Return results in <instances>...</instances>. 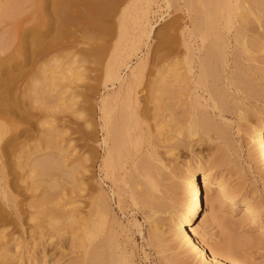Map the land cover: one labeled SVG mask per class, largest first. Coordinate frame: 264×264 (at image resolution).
Wrapping results in <instances>:
<instances>
[{"label":"rangeland","instance_id":"374dc122","mask_svg":"<svg viewBox=\"0 0 264 264\" xmlns=\"http://www.w3.org/2000/svg\"><path fill=\"white\" fill-rule=\"evenodd\" d=\"M33 1L36 2V0H0V110L2 107L6 109L8 108L7 106L11 107L15 102L22 108L21 115L10 111V108H8L9 111H4L6 113L0 114V128L4 129V134L0 141V246L3 245V242L7 248V252L4 255L5 260L0 255V264H28L33 258H37L40 255L42 249L47 251L50 257L56 259V264H83L86 257L85 250L88 249V242L79 238V226L76 227L77 229L63 226V223L67 224L66 221L58 218L59 222L62 223L60 227L50 225L51 223L48 222V219L39 213L40 209L45 207L40 204L42 200L39 199L43 197L42 193L44 196L53 193L54 195L52 194L51 197L47 195L51 198L50 200L48 197L45 198L46 204H48L47 200L49 201L48 206L53 204L55 208H60L59 210L63 208V211L75 208V211L79 213L78 216L85 218V212H88L86 210L89 209L90 201L98 192H103L106 196L109 213L100 219L102 223L104 222L103 226L102 223L100 224L103 227L100 228L103 230L101 229V234L99 233L100 235L96 237L99 238L103 234L104 237L106 236L107 242H102L101 237L99 239L102 245L96 237L93 241L97 240L96 242L101 247L106 248V251H108L107 247H113L114 254H112L114 259H122V249H126V251L131 252L134 264H172L174 262H177V264H199L200 258L197 255L192 251L186 252L185 246L181 244V249H184V252L182 250L179 251V245L176 246L172 242L173 238L170 236L168 225L164 220L167 215L166 212L156 216V221L159 222L155 227L159 233L154 239L150 234V229L154 222L147 217L148 208L141 204L135 205L132 203L128 194H125L126 196L124 195L122 200V159H120L121 163L119 159L117 160L118 162L115 161L120 163V165L114 168L115 172L113 174H111L112 172L109 168L106 169L107 167L102 162L109 145H111V141L107 137V129H105L106 124H103L105 117L100 111L103 98L108 102L107 105L109 107H113L117 98H121L123 105L130 103L128 107L133 106V111H136L141 118L147 119V125L144 124L141 127L140 133L145 137L148 135H160L157 151L160 158L164 160L165 164L167 163L168 172L174 174L171 181L180 180L179 177L184 171L186 164L194 156H207L208 161L215 165L213 169L223 173L231 182V186L240 189V196H248L257 203L260 210H264L263 168L258 158H256L257 160L248 158L247 150L250 148V140L247 131L243 127L246 122L238 120L235 114L223 112L219 116V113L215 110L214 119L218 122L223 121L227 125L228 134L225 138L219 137L215 134V131H210L209 139L206 137V140L202 143H194L192 147L176 144V147L174 146L171 150H168L174 145L176 137L179 136L174 134L172 127L168 123H162L160 120L168 117V111L173 101L183 100L185 94L191 91L182 88L178 91L176 98H171V94L167 95L169 89L163 91L160 88L163 84H158V79L162 72L164 75H161V77L163 78H167L169 74L168 66L172 59L173 37L170 25L174 18L183 23L182 16H184V11H180L182 9L174 10L175 6L172 0H169V3L164 0H153L148 14V22L152 26V31L140 48L130 58L126 59L128 66L120 67V75L122 77L127 78V80L128 78L133 79L129 80L128 84L122 85L120 93L118 92L119 94H114L119 88V82H111V80L105 82L103 78L104 72H102L104 71L105 61L109 59L106 56H110L114 52L112 40L115 38L116 32L114 31L113 34V26L109 28L111 37H103L107 43L105 44L106 48L102 57L99 60H95L94 57L91 59L90 49L95 46V42H92L88 37L99 36L97 27L86 22L73 23L71 26L65 23L63 25V28H65L61 30L62 34L58 36L49 15L51 11L50 3L44 5L43 2L41 6V10L45 8L46 13H48L44 18L47 20H42L36 15L37 9ZM179 3L182 5L183 0H180ZM101 21L100 25H103L102 27H109L112 23L114 25L113 18L104 17ZM44 22L47 23L43 25ZM49 24L53 25V27ZM87 26L89 27L88 29ZM82 27H84V30ZM258 32L262 33L264 30L258 28ZM37 33L44 34V37ZM39 37H42V40ZM108 41L112 43L110 44ZM233 47L232 42L226 54L223 70L224 78H227L235 70L234 58L237 53L236 51L234 52ZM182 50L183 48L180 46L179 52H182ZM59 53L62 55L64 53L63 57L66 58L61 59L58 56ZM262 54L263 51H255L253 59L255 58L256 60L240 59L239 64L244 71L242 79L246 82L245 84L248 82L250 85L248 84L249 87L246 85L245 90L243 89L241 92H236L237 88L235 89V85H230L228 86V92L245 97L244 101L251 109H261L264 113V62H259ZM53 55L55 56L54 58L57 59L58 57L60 59V61L58 59V65L63 60L65 61L63 62L64 64L66 61H70V57L73 58L74 56L73 61L79 58L80 62L77 61L78 63L76 64L75 61L71 64L81 65L79 68L74 65V67L79 69L75 70L79 71L80 74L75 72L80 78L70 77L68 80L69 77H66V81L62 77L63 80L60 79V83L57 82L56 86H48L44 89L45 85L43 84L45 82L42 79L41 67H44L42 64H46L47 60L53 59ZM67 56L70 57L68 58ZM102 58H105L104 62ZM140 58L143 61L142 63H144V65L141 64L144 68L142 67L141 71L140 66L139 75L136 76L137 73L134 77H129V68L135 66ZM31 83L33 86L29 90ZM168 85L166 83L163 86L166 87ZM39 87L43 88L39 89ZM250 90L256 92L257 97H254L255 99L249 97ZM37 91L38 93H36ZM46 91H49L48 94ZM111 92L112 95L110 94ZM43 95L50 96L49 101L54 105V108L48 102L52 107L48 105V111L45 107V111L43 110L41 102L38 103ZM36 98H39V100ZM61 101L65 103L61 104ZM55 104H58V106ZM180 104L179 102L178 105ZM64 105L67 108H64L66 107ZM113 112L110 115L111 119L115 120L114 116H116L117 112L115 110ZM251 117L253 116L249 114V122L252 120ZM249 122L246 124H249ZM49 129H51L50 132L53 131L55 146L59 148V152L56 151L57 153L55 154L54 149L47 148V150L56 156L60 155L61 158H58L62 166L59 170L60 172L57 170L58 173L55 174L54 171L56 178H53L55 180L50 178V176L48 177L51 181L46 176H43V179L40 175H35L36 172L34 174V170L31 169L34 158L41 155L40 152L36 153V150L33 153L32 149L37 146V143L40 144L45 134H49ZM10 137L12 139L9 144L7 143L8 146L7 144L3 145L4 140ZM195 137H192L193 142L197 139ZM24 150L27 152L25 151V153ZM150 151L151 146L144 140L138 145L137 151L132 152V158L148 155ZM45 152L41 153L44 154ZM249 152L251 153V150ZM127 162L126 165L129 167L130 160L128 159ZM51 173L52 177L53 171ZM64 175H71L74 181ZM52 179L55 185L51 183ZM47 180L50 181V185H47L49 187H46ZM164 182L166 184L169 181ZM46 189L48 190L45 191ZM180 196H183V193ZM220 210L225 215L230 213L228 206L222 207ZM207 214H209L208 209L203 204L194 226H200ZM230 214L233 215L231 221H236L239 217L235 213ZM235 224H237L235 226L239 228L240 231L237 230L240 234L243 233L248 237L254 238L249 245L243 246L242 255L246 256V262L251 260V263L248 262L249 264L264 263V234H259V230H252L254 226L249 223H240L241 226L237 221ZM219 228V226H214L212 231L209 232V235H211L209 239L212 242L217 241L220 244L227 245L230 243V236L227 235L232 233L226 234L222 228ZM232 231L234 233V230ZM103 243H105V246ZM246 262L244 261V263Z\"/></svg>","mask_w":264,"mask_h":264},{"label":"bare ground","instance_id":"6f19581e","mask_svg":"<svg viewBox=\"0 0 264 264\" xmlns=\"http://www.w3.org/2000/svg\"><path fill=\"white\" fill-rule=\"evenodd\" d=\"M164 1L169 3V0ZM179 1L180 0H172V3H174L175 6L174 10L182 9L180 11H184L185 14L183 13V20L181 19L183 23L179 22L177 18L172 19L173 21L171 20L172 23L170 27H172L173 37L172 59L169 62V66L167 65L169 67V74L167 78L169 79L161 77V75H164L163 72L161 74L159 73L160 77L158 79V84H169L168 86L170 87L161 85L160 88L163 91L169 89L167 91V95L171 94V98H176L178 91L182 88L191 91L190 93L185 94V98L181 100L182 102L175 100L171 103V108L168 111V117L165 118H168L167 121H165L163 118L164 116L161 117L163 119L160 118V122L168 123L172 127L174 134L181 137H176L174 145L168 148V150H171L176 144L192 147L194 143H202L206 140V137L209 139L210 131H215V134H217L219 137L221 136L225 138L228 134L227 125L223 121L218 122L214 119L213 115L215 114V110H217L219 116H221L223 112L233 113L236 115L238 120L244 121L246 123L249 122L250 117L248 118V116L250 114L253 116L251 117L253 121L251 120L249 124H243V127L245 131H247L248 138L250 140V148L247 150V156L251 160L256 158L259 159L264 174V113L261 109H251L247 103H245V97L235 95L236 93L233 94L232 92H228V86L230 85H235V89L237 88L236 92H241L243 89L245 90L246 85L247 87H249L248 84L250 85L248 82L245 84L246 82L242 79L244 71L242 66L239 64L241 58L256 60L255 58L253 59L254 52L263 51L259 62H264V32H258V28L264 30V0H183L182 5H180ZM43 2L44 5L48 3L51 5V11L49 15L51 16V22L53 23L58 36L62 34L61 30L65 23L71 26L73 23L78 24L86 22L97 27V31H99L97 34H99V36L88 37L92 42H95V48L93 47L90 49L91 59L94 57L95 60H99L102 57V54L106 48L105 44L107 43L106 40L104 41L103 37H111V34L109 35V33H111L109 28L113 26V34L114 31L116 32L114 36L116 39L113 38L112 40L114 43V52H112L110 56H106L107 58L109 57V59L108 61H105L106 63L104 66V71L102 72H104L103 78L105 82L107 80H111V82H119V88L114 93L119 94V91L122 89V85L128 84L129 80L133 79L128 78L127 80V78L122 77L120 75V67L128 66L126 59L130 58V56L140 48L144 40L149 37L152 31V26H150L148 22V14L150 12V6L153 0L33 1L37 9L36 15H38L42 20H47L44 19L45 15L48 14L46 13V9L44 8L45 10H41ZM104 17L113 18L114 25L112 23L109 27H102L103 25L100 24ZM46 23L47 22H44L43 25ZM53 25L51 26L53 27ZM88 26L87 29L89 28ZM83 28L84 27H82V29ZM169 29L171 30V28ZM87 35L89 36V34ZM230 37L232 38L231 40ZM39 38L41 39L42 37ZM232 42L234 45V52L236 51L237 53L234 58L235 70L232 71L227 78H224L223 70L226 62V54L228 47ZM108 43L110 42L108 41ZM180 46L183 48L182 52L180 51L181 53L179 52ZM58 56H60L61 59L66 58L63 57L64 53L63 55L59 53ZM54 57L55 56L53 55V59L47 60L46 64H42L44 67L42 65V67L39 66L42 69V79L45 82V84H43L45 85L44 89L48 86H56V84H58L57 82H59L62 77L66 81L68 77V80L70 77L80 78L77 74L79 71H76L79 66H81L76 65L78 62H80L79 58L78 60L73 61L74 56L73 58L69 56L72 60L70 59V61H66L65 64L63 63L65 62L63 60V62L61 64L59 63L58 65L60 59L57 56V59ZM73 62L76 64H71ZM142 62L143 61L140 58L138 62H136L135 66L129 68V77H134L137 73L138 74L136 76L139 75V68L141 66L142 71V67L144 65ZM74 65H76L78 68L74 67ZM70 82L72 81L70 80ZM32 83H34V81H32ZM32 83L29 87V90L32 88L31 86H33ZM41 88L43 87H39V89ZM160 92L162 93L161 90ZM36 93H38V91ZM77 94L79 93L77 92ZM110 94L112 95V92ZM249 97H257L256 92L250 90ZM49 98L50 96L43 95L41 101L38 102H41L43 110L45 107V109L48 111V102L51 103ZM36 99L39 100V98ZM179 102L181 103L180 105H178ZM60 103L64 104L65 102L61 101ZM17 104L18 103L15 102L11 107L7 105L6 106L10 108V111L20 113L19 115H21L22 108H20ZM107 104L108 102H106V100L103 98L101 101L100 111L103 117H105V122L103 124H106L105 129H107V137L110 139L111 145H109L107 153L102 162L103 165L107 167L106 169L109 168V170L112 172L110 173L113 174V172H115L114 168L120 165V159H122V200L124 195L128 194V197L132 203L135 205L141 204L142 206L148 208L147 217L152 219L154 222L150 229L151 236L155 239L159 233L158 229L155 227L159 222L156 221V216L166 212L167 215L165 216L164 220L168 225V232L173 238L172 242L175 243L176 246L179 245V251L182 250V252H184V249H181V245H184L186 252L192 251L195 255H197L200 258L199 264L251 263V260L248 261L249 263L246 262L247 258H245L246 256L242 255V251L244 250L243 246L249 245L254 238L248 237L243 233L240 234V230L235 226L237 225L235 223L237 221L238 224L249 223L254 226L252 230H259V234H264V210H260L257 203L248 196L242 194V196H240V189L231 186V182L223 175V173L215 171L213 169L215 165L208 161L207 156H194L188 162V164H186L184 171L179 177L180 180L171 181V179L174 177V174L168 172L169 169L166 165L167 163L165 164L164 160L160 158L157 151V147L159 146L158 144L160 142V135H148L145 137L140 133V130L142 129L141 127L144 124L147 125V119L141 118V116H139L136 111H133V106L128 107L130 103L128 105H123L121 98H117L113 107H109ZM51 105L53 104L51 103ZM51 105L49 106L52 107ZM55 105L58 106V104ZM8 108L6 109L5 107H2L0 114H2L4 111H9ZM64 108H67V106ZM113 110L117 112L116 116L113 115L115 120L111 119L112 117L110 115L114 113ZM50 130L51 129L48 131L49 134H45L44 138L42 137L43 139L41 140L40 144L36 142L38 147L35 145L36 147L34 148L36 149H32L33 153L36 150V153L40 152L41 154L32 161L31 169L34 170V172L33 170L32 172L34 174L36 172L35 175L38 174L41 177L46 176V178L49 176L50 178L55 177L54 175L60 172L59 170L62 167L61 161L59 159L61 158L60 155H55L59 148L55 146L53 136L54 134L52 133L53 131L50 132ZM3 134L4 129L0 128V141ZM194 136L197 138L195 142H193L192 139ZM11 139L12 138L10 137L9 139L4 140L3 145L7 143L9 144ZM144 140L147 141V143L151 146V151L148 153V155H142L140 158H132V152L137 151L138 145H140ZM47 148L54 149L55 154L50 153ZM45 150H47V152H45ZM250 150L251 153L249 152ZM25 151L26 150H24V152ZM41 152L45 153L43 154ZM118 159L120 160V163H117ZM128 159L130 160L129 167L126 165L128 163ZM51 171H53L52 177ZM68 175L64 176L70 177L71 180L74 181L71 175ZM55 178L53 179L55 180ZM53 179L51 183H54L53 185H55ZM165 179L169 181L168 183L166 182V184L164 181L167 180ZM50 181L47 182L46 187H49L47 185H50ZM166 192L167 194H165ZM181 192L183 193V196H180L182 194ZM52 194L53 193H51V195ZM96 194L97 195L90 201L88 207L89 209L86 210L88 212H85V218L78 216L79 213L75 211V208H70L67 211H63V208L59 210L60 208L58 209L56 207V209L53 204L52 206H48L49 201L47 200L48 204H46L45 198L48 197L50 200V193L46 194L45 196L42 193L43 197H41L39 200H42L40 204L45 207L41 208L39 213L48 219V222L51 223L50 225L55 227L61 226L62 223L59 222L60 219L62 221H66L67 223H63V226H68L70 228L72 227V229L79 226V238L85 240V242H88V246L86 245L88 249L86 248L87 250H85L86 257L83 261V264H134L131 252L126 251V249H122V259L116 258V260L113 257V247H107L108 251H106V248L103 246V248L101 247L102 242H107L105 238L106 236L104 237L103 234L102 236L104 238L100 236L102 238V242L100 240L101 238L99 237V239L96 236H99L102 232L101 229L103 228L102 226L104 225V222L102 223L100 219L109 213V206L107 203V198L103 192H98ZM203 204H205V207H207L209 214L204 217L200 226H194V222L198 218L199 211ZM225 206H228L230 213H235L239 216L236 221H231V218L233 219L232 214L229 213V215H225L222 213L220 208ZM101 223L102 226L100 225ZM215 225L222 228L226 234L232 233L227 235L230 236V243H228L229 245H223L217 241H210L209 238L211 235H209V232L212 231ZM232 227H234V229H232ZM232 230H234V233ZM95 237L98 239V241L100 240L99 243L101 242V245L96 242L97 240L95 242L93 241ZM2 244L3 245L0 246V255L2 256V259L5 260L4 255L7 252V248L4 245L5 243L2 242ZM104 244L105 243H103V245ZM244 261L246 263H244ZM28 264H56V259L50 257V255L47 254V251L42 249L40 255H38L37 258H33ZM172 264H177V262Z\"/></svg>","mask_w":264,"mask_h":264}]
</instances>
